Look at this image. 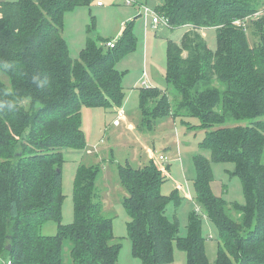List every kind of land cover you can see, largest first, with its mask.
Returning a JSON list of instances; mask_svg holds the SVG:
<instances>
[{"label": "trees", "instance_id": "16d2710c", "mask_svg": "<svg viewBox=\"0 0 264 264\" xmlns=\"http://www.w3.org/2000/svg\"><path fill=\"white\" fill-rule=\"evenodd\" d=\"M95 0L0 1V258L11 264H120L113 220L97 201L98 165L81 164L75 177V218L62 223L64 149L86 148L82 110H117L126 97L117 64L136 49L134 20L117 39L100 47L87 41L75 59L64 36L65 13ZM144 5V4H142ZM170 28L186 27L180 42L167 38L166 74L176 91L139 90L141 121L153 129L169 116L197 117L205 130L202 148L212 159L231 162L244 188V204L217 196L211 162L195 156L197 203L219 231L214 264H264V0H161L155 9ZM214 27L217 47L202 30ZM252 34L253 43L249 42ZM115 41L113 47L108 42ZM120 112V111H119ZM128 195L127 233L142 264H176L174 244L187 264H211L198 212L189 234L166 214L164 172L150 162L118 165ZM54 235L41 232L48 221ZM10 247V249H8Z\"/></svg>", "mask_w": 264, "mask_h": 264}, {"label": "rangeland", "instance_id": "374dc122", "mask_svg": "<svg viewBox=\"0 0 264 264\" xmlns=\"http://www.w3.org/2000/svg\"><path fill=\"white\" fill-rule=\"evenodd\" d=\"M15 1V0H0ZM95 0L90 6H77L65 13L64 36L69 43L73 58L80 57V51L90 39L100 47L107 45L104 39H117L119 30L126 22L134 20L133 32L136 36V49L126 54L117 64L124 72L123 86L126 97L122 107L117 110L104 107H87L82 110L83 130L86 134V148L81 150L64 149L62 223L71 224L75 218L74 189L75 177L79 165H98L101 168L97 180V201L104 206V215L113 220L115 243H121L120 264H142L132 252V241L127 233L129 215L123 204L128 195L118 175V165L129 162L133 167H142L154 162L167 176L162 193L170 196L166 214L172 222H178L180 235L189 234V222L192 213L198 212L202 221V233L206 238V252L211 264L217 258L219 231L211 221L205 209L198 203L194 181L197 177L195 156L204 155L210 162L213 172L211 187L213 192L226 201L244 204L245 192L241 180L234 174L235 165L231 162H218L212 159L211 151L202 148L201 142L205 130L197 117L169 116L149 129L142 121L139 110L140 79L148 76L153 87L168 89L172 110L175 111L177 94L166 78L167 38L180 42L184 27L170 28L153 26V17L146 14L142 4L156 9L161 0ZM101 2L102 5H98ZM202 34L210 48L217 47V31L214 27L204 28ZM249 42L253 43L252 34ZM3 82L9 84L8 76L0 72ZM140 84V82L138 83ZM128 96V98H127ZM127 99V100H126ZM125 105V106H124ZM126 109L127 115L116 127L115 113ZM166 157L162 160L160 156ZM264 162V157H263ZM58 231L55 221H48L41 232L54 235ZM70 245H67L66 264H70ZM176 264H187L186 252L174 244ZM0 259V264H2Z\"/></svg>", "mask_w": 264, "mask_h": 264}, {"label": "built area", "instance_id": "2783aa9c", "mask_svg": "<svg viewBox=\"0 0 264 264\" xmlns=\"http://www.w3.org/2000/svg\"><path fill=\"white\" fill-rule=\"evenodd\" d=\"M126 2L128 4H132L134 3L135 1L134 0H126ZM98 5H102L101 2H98ZM142 9L144 10V12L146 14H150L152 15L153 17V24L155 25V27H157L158 25H165V26H168L169 27V23H168V20L161 16L155 9H150L147 5H142ZM264 14V10H259L257 11L256 13H254L253 15L251 16H248L246 17L245 19H237L236 21H234L236 24L238 25H241L243 27V29L245 31L248 30V20L250 19H254V18H258L259 16H262ZM115 44V41H110L108 42V45L113 47ZM123 115V111H120L119 115H118V119L115 121V124H118L119 123V119L120 117ZM160 158L162 160H166V157L161 155ZM4 264H11V262L8 260L7 262L4 261Z\"/></svg>", "mask_w": 264, "mask_h": 264}, {"label": "crops", "instance_id": "0c3cea01", "mask_svg": "<svg viewBox=\"0 0 264 264\" xmlns=\"http://www.w3.org/2000/svg\"><path fill=\"white\" fill-rule=\"evenodd\" d=\"M152 22H153V21H152ZM153 26L155 27L154 24H153ZM160 26H161V25H158V26L156 27V29H158ZM123 29H124V25H123L122 29L119 30V33L117 34V36H119V35L122 33ZM139 82H140V84H138ZM136 85H137V86L140 85V86H141V87H139L140 89H141V88H144V87H153L152 84H151V82L149 81L148 76H147V78H146L145 80L140 79V81H138V82L136 83ZM127 98H128V96H127ZM126 100H127V99H126ZM124 106H125V105H124ZM124 106H123L122 110H120V111H123V115L120 117V119H119V123H118V124H115V121L118 119V115H119L120 112L118 111V112L115 113L114 124H115L116 127H118V126L121 125L122 120H123L124 117L127 115V111H125L126 109L124 108ZM0 259H1V258H0ZM1 260H2V259H1ZM2 264H4L3 261H2Z\"/></svg>", "mask_w": 264, "mask_h": 264}, {"label": "water", "instance_id": "95a60500", "mask_svg": "<svg viewBox=\"0 0 264 264\" xmlns=\"http://www.w3.org/2000/svg\"><path fill=\"white\" fill-rule=\"evenodd\" d=\"M8 249H10V247Z\"/></svg>", "mask_w": 264, "mask_h": 264}]
</instances>
